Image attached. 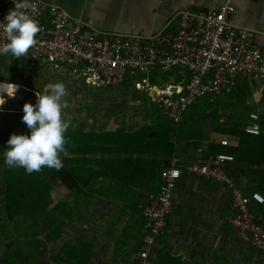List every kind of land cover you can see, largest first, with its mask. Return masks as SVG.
Wrapping results in <instances>:
<instances>
[{"label":"crops","instance_id":"obj_1","mask_svg":"<svg viewBox=\"0 0 264 264\" xmlns=\"http://www.w3.org/2000/svg\"><path fill=\"white\" fill-rule=\"evenodd\" d=\"M42 1L104 32L149 36L166 29L175 31L178 14L184 9H218L225 0ZM234 5L237 25L264 32V0H234ZM263 40L257 38L258 43ZM5 58L10 61L11 54L0 55V61ZM252 79L240 80L251 86ZM252 95L245 106L258 114L264 90L252 88ZM147 112L143 120L109 119L100 125L86 118L73 119L70 127L78 133L125 135L112 139L117 145L81 156L90 161V185H75L73 190L64 185L53 187L50 214H43L40 224H26L25 242L13 252L16 264H133L147 243L145 209L150 197L160 192L162 173L173 160L183 169L208 161L218 154L211 152L212 146V150L219 148L234 156L227 152L236 142L223 146L220 141L227 138L215 132L213 123L187 128L178 143L170 119L156 124L153 113ZM152 127L151 133H143ZM236 168L264 170V166L235 161L221 167L226 174ZM235 184L244 194L264 195L259 191L264 185H251V178L241 176ZM231 206L226 184L184 173L167 227L155 241L151 264H264V250L244 241L229 223Z\"/></svg>","mask_w":264,"mask_h":264},{"label":"built area","instance_id":"obj_2","mask_svg":"<svg viewBox=\"0 0 264 264\" xmlns=\"http://www.w3.org/2000/svg\"><path fill=\"white\" fill-rule=\"evenodd\" d=\"M30 3L33 7L28 14L38 21L42 31L37 44L20 59L53 71L73 67V72L82 73L86 84L100 89L119 88L129 81L134 90L147 94L151 103L175 124H180L198 101L213 102L232 94L242 77L264 82V40L257 41L259 36L264 38V32L235 23L234 0H225L218 9H184L178 14L175 31L166 29L149 36L104 32L73 18L60 6L42 0ZM14 6V0H0V23ZM7 42L0 27V46ZM173 68L181 72L166 78L157 76V83H153L154 69L166 72ZM187 72L192 74L190 79ZM250 118L257 121L259 115L252 112ZM245 132L259 135L261 129L252 124ZM220 142L229 145L227 139ZM234 161V156L219 153L183 169L173 160L162 173L160 192L150 197L145 209L147 243L133 264H151L155 241L167 227L174 210V193L184 171L226 184L232 195L229 223L244 241L264 250V227L250 210L252 203L264 204V195L240 191L234 179L221 169Z\"/></svg>","mask_w":264,"mask_h":264},{"label":"trees","instance_id":"obj_3","mask_svg":"<svg viewBox=\"0 0 264 264\" xmlns=\"http://www.w3.org/2000/svg\"><path fill=\"white\" fill-rule=\"evenodd\" d=\"M10 64L12 70H25L34 67V65L12 55ZM68 70L74 71V68L70 67ZM180 72V68H173L166 72L154 69L153 83H157V76L166 78L168 75ZM187 77L190 79L192 74L187 72ZM240 79L232 94L218 97L213 102L209 99L198 101L189 108L186 118L180 124H175L170 120L172 122L170 128L179 143L180 135L187 131V128L194 129V126L201 127L205 123H213L216 133L226 136L230 142H236L235 148H231L227 152L234 155L236 164L247 163L253 167L264 166V96L258 104L259 120L256 121L261 132L259 135L248 134L245 132V128L255 122L250 118L252 111L245 106L253 99L252 88L249 81ZM119 88L133 87L127 81ZM145 110L153 113L156 124H160L165 118L169 120L163 115L159 106H147ZM153 130H155L153 127L147 128L143 133H151ZM12 134L30 135V130L25 127L0 131V264L17 263V257L13 252L21 246V243L25 242L26 224H40L41 216L50 214V194L54 186L64 185L68 190H73L75 185H90L88 167L90 161L86 159L87 157L81 156H89L92 152H97L100 148L104 149L103 147L107 145H117V141L112 139H120L125 135L109 132L78 133L69 127L66 133L68 141L66 147L70 156L62 157L63 168L57 171L45 167L41 172L29 175L23 168L10 169L5 166V147ZM212 148L213 146L211 152L214 151L218 154L224 152L219 148L216 151ZM171 149L173 151V146ZM207 158L209 157H206V160ZM184 173L186 172L184 171ZM229 173L228 175L236 183L243 176L247 179L251 178V185H264L263 169L243 171L236 168ZM260 190L264 192V187ZM250 210L255 221L264 227V204L252 203Z\"/></svg>","mask_w":264,"mask_h":264},{"label":"clouds","instance_id":"obj_4","mask_svg":"<svg viewBox=\"0 0 264 264\" xmlns=\"http://www.w3.org/2000/svg\"><path fill=\"white\" fill-rule=\"evenodd\" d=\"M14 5L5 21L0 23L8 41L0 46V55L11 54L19 58L37 44V36L42 28L28 14L27 10L33 7L30 0H14ZM18 89V85L9 84L5 90L10 98H14ZM67 94L65 84L57 82L47 85L43 92L35 93V105L24 104L22 119L30 130V135L10 136L4 152L6 167L23 168L29 175L39 173L45 167L57 171L63 168L62 157L70 156L66 147V133L71 123L65 115V110L69 107L65 99Z\"/></svg>","mask_w":264,"mask_h":264},{"label":"rangeland","instance_id":"obj_5","mask_svg":"<svg viewBox=\"0 0 264 264\" xmlns=\"http://www.w3.org/2000/svg\"><path fill=\"white\" fill-rule=\"evenodd\" d=\"M57 82L66 86L65 99L69 107L65 115L71 124L77 118L97 121L100 125L109 119L143 120L149 115L145 110L147 106L151 107L149 96L133 88L100 89L86 84L82 73L69 70L53 71L38 66L12 70L10 61L5 58L0 61V106L3 105L0 107V131L27 127L22 119L24 104L35 105V93L43 92L47 85ZM9 84L19 86L14 98H10L5 90Z\"/></svg>","mask_w":264,"mask_h":264},{"label":"water","instance_id":"obj_6","mask_svg":"<svg viewBox=\"0 0 264 264\" xmlns=\"http://www.w3.org/2000/svg\"><path fill=\"white\" fill-rule=\"evenodd\" d=\"M251 86L254 90H264V82L257 81L256 79L251 80Z\"/></svg>","mask_w":264,"mask_h":264}]
</instances>
